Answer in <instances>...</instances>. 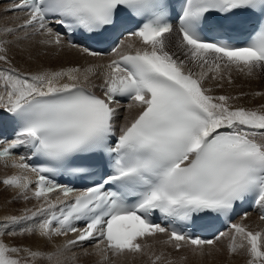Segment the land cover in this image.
I'll use <instances>...</instances> for the list:
<instances>
[{
    "label": "snow or ice",
    "instance_id": "1",
    "mask_svg": "<svg viewBox=\"0 0 264 264\" xmlns=\"http://www.w3.org/2000/svg\"><path fill=\"white\" fill-rule=\"evenodd\" d=\"M179 8L173 0H13L7 9L23 13L14 27L0 28V62L7 65L13 41L6 37L39 38L40 45H66L91 57L104 53L72 37L97 43L114 38L116 45L100 73L0 68V120L13 127L11 139L0 137V159L37 177L35 187L23 174L3 184L18 189L24 200L42 201L0 229L24 224V233L48 240L74 237L55 252L27 250L32 258L62 264L59 257L72 246L94 240L97 254L108 260V253L144 252L141 241L158 234L176 250L191 246L203 254L225 233L205 239L183 226L203 217H231L243 203L264 208V111L234 107L232 97L214 96L205 86L209 79L223 80L225 71L231 82L233 69L247 76L264 70V0H179ZM241 25H250L249 39L233 43L229 33ZM174 36L178 53L169 51ZM96 75L99 85L90 79ZM97 87L100 95L92 90ZM118 98L138 110L119 126ZM21 148L39 163H27L28 156L14 160ZM100 166L101 179L83 190L50 178L88 179ZM52 193L60 195L53 200ZM154 214L167 223L155 222ZM37 217L42 219L27 226ZM229 227L230 251H237L239 239L248 264H264V232L239 223ZM20 251L0 241V264H21L11 255ZM162 257L155 256L153 264Z\"/></svg>",
    "mask_w": 264,
    "mask_h": 264
},
{
    "label": "bare ground",
    "instance_id": "2",
    "mask_svg": "<svg viewBox=\"0 0 264 264\" xmlns=\"http://www.w3.org/2000/svg\"><path fill=\"white\" fill-rule=\"evenodd\" d=\"M22 18L23 16L21 13L5 11V3L3 0H0V28H4L6 26L14 27L21 22ZM6 38L13 41L7 45V55L11 64L7 65L0 62V65L14 67L21 73L60 71L70 67H79L82 72L88 68H95L96 72L100 73L102 69L99 66L106 65L114 58L112 55L91 57L81 53L78 49L69 48L66 45L63 47L43 46L38 43L39 38L28 41H15L13 37ZM178 39V36H174L170 45L173 47L176 43L178 44ZM133 42L136 47L140 46L138 41ZM125 43H128V41L125 40ZM121 51H128V49H121ZM189 67H191V65H189ZM90 79L97 85L101 82L99 75L91 76ZM205 86L212 89L211 94L214 96L226 95L232 97L233 99L230 100V104L234 107H244L250 110L264 111V70H256L252 76H247L233 69L231 71V82H229L227 71H225L223 80L209 79L205 81ZM3 94V87L0 85V95ZM137 112V109H127V104L120 105L118 108L119 115L117 117V125L119 126L124 123L125 117L130 120L137 114ZM12 162V160L0 159V181H3L12 175H21L20 169L13 168L11 166ZM4 187L6 192H9L8 194L3 193L4 197L1 194L3 200L5 201V207L7 205L6 203H8V205L9 203L18 205L20 208L17 210V216H22L26 213L30 215L31 212L35 211L34 209H37L42 203V201H37L34 198L24 200L23 197L20 196L18 189L7 185H4ZM29 194L31 193L29 192L28 195ZM9 217H12L10 212L7 211L4 206H1V219H3L2 223H5ZM40 219L41 217H37L35 221H28L27 226H32L33 223L38 222ZM236 223L243 224L246 228L252 231L264 232V220H261L256 212L250 213L247 217H239ZM23 227H25L24 224L19 226H10L8 228H4L3 233L9 244H17L18 246L23 247L26 252H28L27 250L29 249L32 251L50 252L51 249H54L56 244L63 246L68 239L73 237H54L52 240H48L37 234L24 233L22 231ZM15 228L19 230L16 232ZM13 232L16 234H12ZM233 235L234 232L231 229L225 232V235L222 236L221 239L215 243V245L206 246L203 254H201L198 250H194L191 246H184L180 250H176L172 245L164 243L167 236L163 234L157 235L156 237H147L142 240L141 242L146 245L144 252L142 253H125L120 256H113L111 254L112 258L108 260H104L100 254H97L94 247L76 245L72 246L71 250L66 251L63 254V257L65 258L61 262L62 264H73L74 260H78L83 262V264H153L155 256L163 254L162 259L160 261H156V264H163L166 260H172L173 258L183 256L184 253H189L191 256H196L199 259L206 258L209 261L208 264H248L250 257L247 254L246 248L240 249L238 247L241 243L239 239L236 240L237 251L235 253L230 251L229 246L232 244ZM49 243H51L50 246L47 245ZM45 244L47 246H45ZM37 264L42 263L37 261ZM51 264H53V262Z\"/></svg>",
    "mask_w": 264,
    "mask_h": 264
},
{
    "label": "rangeland",
    "instance_id": "3",
    "mask_svg": "<svg viewBox=\"0 0 264 264\" xmlns=\"http://www.w3.org/2000/svg\"><path fill=\"white\" fill-rule=\"evenodd\" d=\"M174 41V40H173ZM173 47H175L174 45H173ZM4 185L5 184H3V181H1L0 182V224H3L2 223V221H3V219H1V206H4V208L7 210V211H9L10 212V214L12 215V216H17L18 214H17V210L20 208L18 205H13V204H10L9 203V205H8V203H6L7 205H6V207H5V201L3 200V198H2V196L4 195V194H8L9 192H6V189H5V187H4ZM5 191H4V190ZM6 192V193H5ZM4 193V194H3ZM1 194H2V196H1ZM4 197V196H3ZM2 198V199H1ZM17 226H19V225H17ZM4 229V228H3ZM3 229H0V241H3L5 244H8V246L9 247H15L16 246V248H20L21 249V251L19 252V253H14V255H13V253H11V255L13 256V257H18V259H20V261H21V264H37V261L39 262V263H42V264H51L52 262H53V264H54V261H49V260H47V259H42V258H32L28 253L29 252H26L25 250H24V248L23 247H21V246H18L17 244H15V245H11V244H9L8 243V240L6 239V237H5V235H4V233H3ZM16 229V232H17V230H19V229H17V228H15ZM2 232V233H1ZM4 237V238H3ZM6 239V240H5ZM13 242V241H12ZM50 244L51 243H49V244H47V245H49L50 246ZM46 244H45V246H47ZM58 247H61V246H59V245H55L54 246V249H51V251L50 252H55L56 250H57V248ZM24 250V251H23ZM23 252H25V253H23ZM17 254H20V255H17ZM187 254V255H186ZM17 255V256H16ZM28 255V256H27ZM23 256V257H22ZM27 256V257H26ZM60 257H61V259H60ZM59 257V259H60V261H62L65 257H63V255H61ZM32 258V259H31ZM30 259V260H29ZM172 260H174V261H172ZM172 260H166V261H164V263L163 264H168V261H172V264H208V260L206 259V258H203V259H199L198 257H196V256H191V254H189V253H184V255L183 256H179L178 258H173ZM32 261V262H31ZM31 262V263H30ZM73 264H83V262H80V261H78V260H74L73 261Z\"/></svg>",
    "mask_w": 264,
    "mask_h": 264
}]
</instances>
